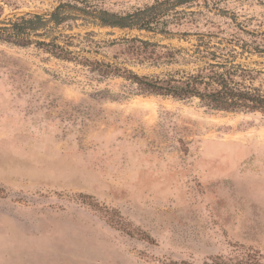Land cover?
Here are the masks:
<instances>
[{
  "label": "rangeland",
  "instance_id": "374dc122",
  "mask_svg": "<svg viewBox=\"0 0 264 264\" xmlns=\"http://www.w3.org/2000/svg\"><path fill=\"white\" fill-rule=\"evenodd\" d=\"M68 1L0 0V27ZM84 1L123 14L157 0ZM177 11L167 36L47 24L34 40L72 37L71 61L0 38V264L264 263V116L145 93L100 66L178 69L128 40L186 48L184 32L264 47V0ZM247 63L264 72V53Z\"/></svg>",
  "mask_w": 264,
  "mask_h": 264
},
{
  "label": "trees",
  "instance_id": "16d2710c",
  "mask_svg": "<svg viewBox=\"0 0 264 264\" xmlns=\"http://www.w3.org/2000/svg\"><path fill=\"white\" fill-rule=\"evenodd\" d=\"M60 4L49 14L46 21L40 15H25L9 26L0 27V38L18 46L35 44L52 56L65 61L73 60V42L69 38H40V30L51 24L72 27L71 22L82 20L85 25L102 29L136 30L153 35L170 34L166 30L169 16H179L178 8L214 0H157L152 5L128 13H114L90 6L84 0ZM81 3L82 6H79ZM93 37L94 32L86 33ZM180 41L189 47L175 48L152 44L136 38L133 53L142 62L155 68L179 67L156 76H139L125 68L102 65L108 74L122 76L136 84L141 91L178 100L198 99L206 107L224 112L259 113L264 116V72L250 67V56L264 53L255 41L229 40L211 32L181 33ZM194 37L193 42L185 40ZM183 38H185L183 40ZM137 46H135V44ZM215 264H223L216 262ZM234 264H264L255 255L247 254L236 259Z\"/></svg>",
  "mask_w": 264,
  "mask_h": 264
}]
</instances>
